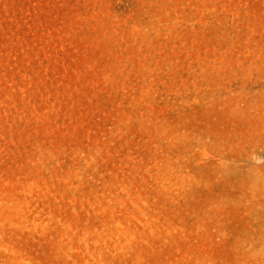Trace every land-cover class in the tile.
I'll use <instances>...</instances> for the list:
<instances>
[{
  "label": "rangeland",
  "instance_id": "rangeland-1",
  "mask_svg": "<svg viewBox=\"0 0 264 264\" xmlns=\"http://www.w3.org/2000/svg\"><path fill=\"white\" fill-rule=\"evenodd\" d=\"M0 264H264V0H0Z\"/></svg>",
  "mask_w": 264,
  "mask_h": 264
}]
</instances>
